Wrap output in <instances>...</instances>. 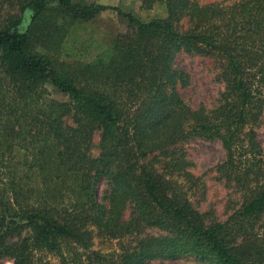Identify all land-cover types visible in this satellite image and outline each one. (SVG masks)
Listing matches in <instances>:
<instances>
[{
	"label": "trees",
	"instance_id": "1",
	"mask_svg": "<svg viewBox=\"0 0 264 264\" xmlns=\"http://www.w3.org/2000/svg\"><path fill=\"white\" fill-rule=\"evenodd\" d=\"M155 4L164 17L76 0H0V259L264 264L255 132L264 115V0H142L140 8ZM106 9L126 29L94 59L51 53L69 26ZM181 53L217 63L224 89L213 108L193 109L180 95L189 82L175 62ZM191 139L217 140L225 153L219 171L241 199L223 222L206 223L174 180L192 182L179 151ZM146 228L162 234L142 237ZM93 232L117 240L119 253L91 250Z\"/></svg>",
	"mask_w": 264,
	"mask_h": 264
},
{
	"label": "rangeland",
	"instance_id": "2",
	"mask_svg": "<svg viewBox=\"0 0 264 264\" xmlns=\"http://www.w3.org/2000/svg\"><path fill=\"white\" fill-rule=\"evenodd\" d=\"M82 4H98L105 7H115L122 12L134 11L142 17L155 15L165 16L164 8L155 4L150 11L141 10L142 0H76ZM200 4L230 3L232 0H196ZM126 19L112 10H103L87 22L73 23L69 26L64 37V47L51 51L60 61L86 63L103 51L111 40L126 29ZM176 65L188 75V84L180 90L184 101L196 109L200 106L211 109L216 106L224 84L220 81V69L212 58L190 56L181 53L176 58ZM56 99L65 100L60 94H53ZM71 124L70 121H68ZM257 142L264 153V115L255 127ZM99 132L92 138L90 154L96 157L99 153ZM179 151L188 162L187 171L192 176V182L185 178H176L178 186L187 194L191 204L201 214L205 215L206 223L223 222L234 210L238 209L240 193L219 171V166L225 159V153L219 141H205L191 139L179 146ZM106 183L103 181L98 188V200L105 204L104 192ZM128 215V213H127ZM161 232L155 228H146L142 237L155 236ZM162 234V233H161ZM132 238H125L121 243L126 244ZM91 250L101 253L115 251L119 253L117 240H107L92 233ZM43 258L49 264H60V259L51 254H44ZM84 260V257L82 258ZM0 264H12L8 259H0ZM148 264H205L193 257H184L174 261L156 260Z\"/></svg>",
	"mask_w": 264,
	"mask_h": 264
}]
</instances>
